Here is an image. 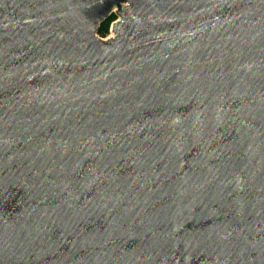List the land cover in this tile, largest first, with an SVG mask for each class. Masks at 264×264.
<instances>
[{
  "label": "water",
  "instance_id": "95a60500",
  "mask_svg": "<svg viewBox=\"0 0 264 264\" xmlns=\"http://www.w3.org/2000/svg\"><path fill=\"white\" fill-rule=\"evenodd\" d=\"M0 264H264V0H0Z\"/></svg>",
  "mask_w": 264,
  "mask_h": 264
},
{
  "label": "rangeland",
  "instance_id": "374dc122",
  "mask_svg": "<svg viewBox=\"0 0 264 264\" xmlns=\"http://www.w3.org/2000/svg\"><path fill=\"white\" fill-rule=\"evenodd\" d=\"M120 19V15L115 10L109 17H107L101 24L96 35L105 42L108 39L115 38L116 32H114V24Z\"/></svg>",
  "mask_w": 264,
  "mask_h": 264
}]
</instances>
